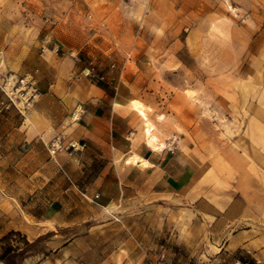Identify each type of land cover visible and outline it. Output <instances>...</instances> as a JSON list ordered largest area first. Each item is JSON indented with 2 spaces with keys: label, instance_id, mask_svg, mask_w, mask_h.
<instances>
[{
  "label": "crops",
  "instance_id": "0c3cea01",
  "mask_svg": "<svg viewBox=\"0 0 264 264\" xmlns=\"http://www.w3.org/2000/svg\"><path fill=\"white\" fill-rule=\"evenodd\" d=\"M33 1L0 0V82L6 74L34 73L40 91L27 109L0 105V240L15 233L33 247L46 239L42 250L32 248L17 264H162L165 244L192 242L191 229L208 226L205 213L219 220L222 209L214 202L229 204L240 192L216 193L204 182L212 160L200 148L205 125L195 107L185 113L189 136L177 134V141L154 151L130 105L135 93L114 86L116 70H110V86L95 84L82 75L87 61L80 49L26 43L23 10ZM114 17L124 19L120 12ZM122 31L118 25L114 36ZM119 50L114 47V56L120 52L126 63L128 53ZM249 105L253 127L264 130V109L258 100ZM248 132L238 141L264 177V144ZM57 140L62 147L51 154ZM133 155L147 165L128 161ZM182 213L191 218L180 219ZM74 226L81 232L69 236L65 229Z\"/></svg>",
  "mask_w": 264,
  "mask_h": 264
},
{
  "label": "rangeland",
  "instance_id": "374dc122",
  "mask_svg": "<svg viewBox=\"0 0 264 264\" xmlns=\"http://www.w3.org/2000/svg\"><path fill=\"white\" fill-rule=\"evenodd\" d=\"M30 9L23 10L24 41L80 49L87 61L82 75L95 84L110 86V70H116L114 86L133 91L147 106L164 147L177 134L189 136L184 123L195 107L205 125L200 148L212 160L204 182L216 193L240 192L229 204L214 202L222 209L219 220L205 213L208 226L191 229L192 242L165 244L169 254L162 264H264V177L238 141L250 130L264 144L249 105L258 100L264 109V0H34ZM118 25L123 31L114 36ZM114 47L128 53L126 63ZM162 107L169 114L158 111ZM207 124L213 131L207 133ZM141 128L144 134L143 120ZM65 231L81 232L78 226ZM45 240L27 247L14 233L0 240V248L42 250Z\"/></svg>",
  "mask_w": 264,
  "mask_h": 264
},
{
  "label": "built area",
  "instance_id": "2783aa9c",
  "mask_svg": "<svg viewBox=\"0 0 264 264\" xmlns=\"http://www.w3.org/2000/svg\"><path fill=\"white\" fill-rule=\"evenodd\" d=\"M0 93L5 97L0 101L3 111H8L13 107L27 109L32 107L40 97L34 73H27L23 77L13 74L4 75L0 82ZM61 147V142L57 140L51 143L49 151L54 154ZM71 147L76 149L74 144Z\"/></svg>",
  "mask_w": 264,
  "mask_h": 264
},
{
  "label": "bare ground",
  "instance_id": "6f19581e",
  "mask_svg": "<svg viewBox=\"0 0 264 264\" xmlns=\"http://www.w3.org/2000/svg\"><path fill=\"white\" fill-rule=\"evenodd\" d=\"M131 107L141 116L142 120L144 121V137L146 139L147 144L151 148H153L154 151H160L166 148L167 146L164 147L160 143V137L154 133L155 125L149 121L147 106L139 100H132ZM128 161L132 163H137L138 161H141L143 165H147V162L141 160V158L137 155H133L132 157L128 158Z\"/></svg>",
  "mask_w": 264,
  "mask_h": 264
},
{
  "label": "trees",
  "instance_id": "16d2710c",
  "mask_svg": "<svg viewBox=\"0 0 264 264\" xmlns=\"http://www.w3.org/2000/svg\"><path fill=\"white\" fill-rule=\"evenodd\" d=\"M27 247H30L31 244L27 243ZM26 247V248H27ZM26 248L18 251V249H14L12 247H7L4 249L0 260L5 264H17L18 260L23 256L26 251Z\"/></svg>",
  "mask_w": 264,
  "mask_h": 264
}]
</instances>
